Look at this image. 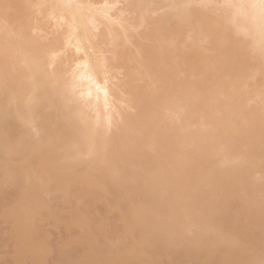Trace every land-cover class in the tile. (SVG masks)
I'll return each instance as SVG.
<instances>
[{
	"label": "bare ground",
	"instance_id": "1",
	"mask_svg": "<svg viewBox=\"0 0 264 264\" xmlns=\"http://www.w3.org/2000/svg\"><path fill=\"white\" fill-rule=\"evenodd\" d=\"M0 37V264H264V0H0Z\"/></svg>",
	"mask_w": 264,
	"mask_h": 264
},
{
	"label": "rangeland",
	"instance_id": "2",
	"mask_svg": "<svg viewBox=\"0 0 264 264\" xmlns=\"http://www.w3.org/2000/svg\"><path fill=\"white\" fill-rule=\"evenodd\" d=\"M4 1H5V0H4ZM12 13H13V12H12ZM10 14H11V13H10ZM10 14H9V15H10ZM14 14H15V13H14ZM14 14H12V15H14ZM16 16H18V15H16ZM9 17H10V19L13 20V18L11 17V15L8 16L7 18H9ZM18 17H19V16H18ZM10 19H9V20L7 19L8 22H9V21L13 22V21L10 20ZM14 20H15L14 22L16 23V21H17V24H18V20H19V19L17 20V17H16ZM9 24H10V23H8V25H9ZM11 24H12V23H11ZM13 25H16V24L13 23ZM11 26H12V25H11ZM12 27H13V26H12ZM16 27H17V25H16ZM14 29H16V28H14ZM2 37H5V35H2ZM212 38H213V37H212ZM212 38H210V39H211L210 41H212ZM0 39H1V37H0ZM2 39H3V38H2ZM2 39H1V40H2ZM138 39H139V38H138ZM138 39H137V40H138ZM143 39H145V41H146V38H141V40H143ZM213 39H214V38H213ZM1 40H0V44H1V46H2V45H3V42H5L6 39H4L2 42H1ZM141 40L139 39L138 41H140V43H141ZM214 40H215V39H214ZM214 40H213V41H214ZM6 41H7V40H6ZM213 41H212V42H213ZM143 42H144V40H143ZM146 42H148V40H147ZM212 42H210V44H208L209 42H208V43L206 42V45H205V44H201V45H203V46L205 47V46H207V44H208V46H210V45L212 44ZM214 43H215V42H213V44H214ZM142 44H146V43H142ZM147 44H148L147 47H148V49H149V45H150V43H147ZM138 45H139V48H140V44H139V43H137V47H138ZM1 46H0V47H1ZM6 46H7V45H6ZM145 46H146V45H145ZM145 46H142V47L144 48ZM142 47H141V48H142ZM150 47H151V46H150ZM211 47L213 48L214 45L211 46ZM211 47H207V48H211ZM128 48H129V50L131 51V50H133V48H135V47H133V48H132V47H128ZM131 48H132V49H131ZM141 48H140V49H141ZM150 49H151V48H150ZM150 49H149V50H150ZM125 50H128V49H125ZM142 50H143V49H142ZM149 50H147V51H149ZM2 51H3V50H2ZM6 51H7V50H6ZM130 51H129V53H130ZM133 51H136V49H134ZM147 51H146V53H147ZM185 51H186V50H185ZM185 51H184V52H185ZM193 51H194V50H193ZM4 52H5V50H4ZM4 52H3L2 54H1V53H0V54L3 55V57H4V56L6 57V55H4ZM126 52H127V51H126ZM144 52H145V51H144ZM151 52H152V51L150 50V51L148 52V54H147V55H149V53H150L149 56L151 57V58H150V57L148 56V57H149L148 60H150V59H152V58L154 57V56L152 57L151 54H153V53H151ZM187 52H189V50H188ZM187 52H186V53H187ZM195 52H196V51H195ZM6 53H7V52H6ZM132 53H134V52H132ZM146 53H145V54H146ZM186 53L182 54L183 60H184L186 63H191V61H193L194 58H195V55H194V56L192 55V54H194V52L192 53V51H190V53H192V54H191V55H188V56H190V57L192 56V57H191L192 59L189 58V57L187 56ZM190 53H188V54H190ZM195 54L197 55V52H196ZM1 55H0V59L2 58ZM147 55H145V58H146ZM184 56L188 58L187 61L185 60V57H184ZM162 58H164V56H163ZM187 58H186V59H187ZM146 60H147V59H146ZM167 60H168V59H167ZM167 60H166V61H167ZM189 60H191V61H189ZM196 60H197V56H196ZM196 60H194V63H197V62H195ZM150 61H151V60H150ZM168 61H169V60H168ZM188 61H189V62H188ZM145 62H146V61H145ZM147 62H149V61H147ZM152 62H153V60H152ZM192 63H193V62H192ZM202 67H203V65L201 66V68H202ZM197 68H198V69H201L200 67H198V65H197ZM185 70H186V69H185ZM201 70H203V69H201ZM201 70H199V71H201ZM186 71H189V70L187 69ZM202 72H203V71H202ZM185 73H186V74H185ZM185 73H184L185 77H186L187 74L190 75L189 72H185ZM202 74L204 75V77H205V74L208 76V73H202ZM189 75H188V76H189ZM200 75H201V74H200ZM200 75H198V76H200ZM203 75H202V76H203ZM190 76H191V75H190ZM190 76H189V77H186V78H190ZM202 76H201V77H202ZM194 77H197V74H196ZM201 77H199V78H201ZM204 77H203V79H204ZM197 78H198V77H197ZM199 78H198V79H199ZM192 79H193V78H192ZM201 79H202V78H201ZM201 79H200V80H201ZM203 79H202V80H203ZM195 80H196V78H195ZM195 80L193 79V82L197 83ZM202 80H201V81H202ZM190 81H191V79H190ZM201 81L198 80V83H197V84H200L199 82H201ZM141 84H142V83H141ZM130 92H132V91L130 90ZM141 93H142V92H141ZM138 94H139V93H138ZM142 94H143V93H142ZM142 94H139V95L141 96ZM142 102H143V101H142ZM142 102H140V103L142 104ZM158 104H160V103L157 102V105H158ZM145 105H146V104L143 103V107H144ZM123 106H124V110H125V113H124L123 115H125V116H122L121 118L119 117V118L116 119V121L119 123V125H126V124L129 123L130 121L134 120L136 117H140V116L142 117L143 114H144V113H143L144 110H142L143 107H140V106H142V105H138V104H136V105H133L132 107H128L127 105L123 104ZM137 106H138L139 108H141V110H140V109L137 110ZM158 106L161 107V104L158 105ZM158 106H156V107H158ZM252 106H255V105L252 104ZM120 107H121V109H122V111H123L122 106H120ZM250 107H251V106H250ZM250 107H249L248 109H251ZM257 107H260V106H257ZM190 108H191V107H190ZM255 108H256V107H254L253 110H254ZM188 109H189V108H188ZM191 109H192V108H191ZM191 109H189L188 112H187V111H185V112H186V113H189V111H190ZM255 110H256V109H255ZM258 110H260V109H258ZM258 110H256V111L258 112ZM161 111H162V109H161ZM161 111L159 110V113H160ZM165 112H166V111H164L163 115H166ZM190 112H192V111H190ZM161 113H162V112H161ZM186 113H185V114H186ZM194 113H196V112H194ZM194 113L192 112V114H194ZM197 113H198V112H197ZM157 114H158V112H157ZM183 114H184V113H183ZM158 115H159V117H161L162 114H158ZM163 115H162V117H163ZM188 115H190V114H188ZM184 116H185V115H184ZM192 116H193V117H192V119H193V118H194V115H192ZM196 116H197V115H196ZM196 116H195V119H196ZM199 116L201 117L200 114H199ZM164 117H166V116H164ZM186 117H187V116H186ZM197 117H198V116H197ZM200 117H199V118H200ZM190 118H191V115H190ZM199 118H197L196 121H197ZM201 118H202V117H201ZM206 118H207V117H206ZM192 119H190V120H192ZM195 119H193V120H195ZM201 122L206 123V122L203 121V119L201 120ZM198 124H199V123H198ZM207 124H208V126H211V127H212V125H210L209 123H207ZM207 124H205L206 128H207ZM201 125H202V123L199 124V125L196 124V126H198V127L200 126V128H201ZM203 125H204V124H203ZM203 125H202V127H204ZM192 127H193V126H190V127H187V128L191 129ZM187 128L184 129V131H186ZM200 128H199V129H200ZM206 128H204V129H206ZM192 129H193V128H192ZM194 129H195V126H194ZM194 129H193V130H194ZM201 129H203V128H201ZM201 129H200V131H203V130H201ZM208 129H209V128H208ZM208 129H206V131H208ZM197 130H198V129H197ZM189 131H190V130H189ZM189 131H188V132H189ZM210 131H213V129H210ZM186 132H187V131H186ZM188 132H187V133H188ZM116 133H117L116 130H111V134H112V135H114V134H116ZM126 134L131 135L132 133L126 132ZM182 134H183V132H182ZM183 135H184V134H183ZM185 135H186V134H185ZM213 143H214V142H211V144L213 145V147H211V148L209 147L210 150H211V149L213 150V148H215ZM211 144H209V145H211ZM238 144H239V143H238ZM209 145H208V146H209ZM212 145H211V146H212ZM215 145H216V144H215ZM188 148H189V147H188ZM188 148H187V149H188ZM191 148L193 149V147H191ZM191 148H190V149H191ZM216 148H217V146H216ZM216 148H215L214 151L217 150ZM183 149H185L184 151H186V148H183ZM212 152H213V151H212ZM212 152H211V153H212ZM213 153H214V152H213ZM236 155H237V154H236ZM232 159H233V156H232ZM232 159H231V160H232ZM238 159H239V158H238ZM238 159L236 158V160H237L236 162H237V163H235L234 161H233V162H230V163H231L232 165L235 164V165H233V166H235V167H236V166L240 167L239 165H240L241 163L238 164V162L241 161V158L239 159V161H238ZM211 160H212V156H211ZM233 160H235V153H234V159H233ZM230 166H231V165H230ZM238 167H237V168H238ZM263 172H264V170H263ZM263 174H264V173H263ZM256 177H257V175H256ZM256 177H255V178H256ZM260 177H261V175H260L259 177H257V178L260 179ZM257 178H256V179H257ZM261 179H262V181H264L263 177H262ZM54 203H55V202H54ZM49 204H51V203L49 202ZM52 205H53V203H52ZM0 227H3V226H0ZM2 229H3V228H2ZM4 229H7V227H5ZM3 232H4V231H3ZM3 234H4V233H3ZM60 234H61V233L57 234L56 237H58V235H59V236H62V235H63V233H62V235H60ZM0 237H1V234H0ZM3 237H4V236H3ZM1 238H2V237H1ZM4 238H5V237H4ZM58 238H59V237H58ZM1 240H2V239H0V244H1ZM4 240H5V239H4ZM2 242H3V241H2ZM28 245H29V244H28ZM25 246H27V245H25ZM25 246H23V251L26 250V249H28V248H30V247H28V246H27V247H25ZM21 248H22V247H21ZM0 250H1V249H0ZM17 250H19V249H17ZM20 250H21V252L23 253L22 249H20ZM20 250H19V251H20ZM28 251H29V250H28ZM26 252H27V251H26ZM19 253H20V252H19ZM59 255H60V254H59ZM6 259H7V258H6ZM7 263H11V262L8 261Z\"/></svg>",
	"mask_w": 264,
	"mask_h": 264
}]
</instances>
